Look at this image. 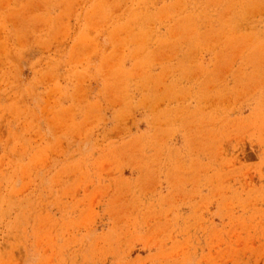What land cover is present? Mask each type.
<instances>
[{
    "label": "rangeland",
    "instance_id": "1",
    "mask_svg": "<svg viewBox=\"0 0 264 264\" xmlns=\"http://www.w3.org/2000/svg\"><path fill=\"white\" fill-rule=\"evenodd\" d=\"M0 264H264V0H0Z\"/></svg>",
    "mask_w": 264,
    "mask_h": 264
}]
</instances>
